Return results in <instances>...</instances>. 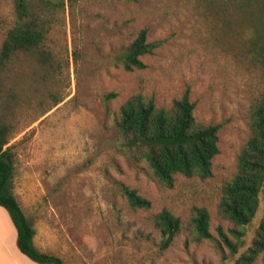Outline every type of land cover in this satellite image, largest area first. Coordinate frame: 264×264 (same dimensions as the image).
Listing matches in <instances>:
<instances>
[{
	"label": "rangeland",
	"instance_id": "1",
	"mask_svg": "<svg viewBox=\"0 0 264 264\" xmlns=\"http://www.w3.org/2000/svg\"><path fill=\"white\" fill-rule=\"evenodd\" d=\"M218 6L217 0H63L49 8L56 13L46 54L12 58L0 81V125L13 152L12 191L41 252L62 264H236L249 246L262 208L237 227L219 215L218 203L249 135V107L264 90V54L250 47V29H264V15ZM13 21L12 0H0V46ZM141 29L147 41L163 43L142 57L144 69L125 71L118 56ZM186 86L196 121L220 125L218 154L210 177L176 176L167 187L120 153L116 120L135 93L165 108ZM120 184L147 198L150 209H131ZM193 207L207 210L211 239L190 233ZM163 209L184 226L167 247L152 224ZM231 229L242 232L236 253L221 238L236 242ZM252 264H264V251Z\"/></svg>",
	"mask_w": 264,
	"mask_h": 264
},
{
	"label": "trees",
	"instance_id": "2",
	"mask_svg": "<svg viewBox=\"0 0 264 264\" xmlns=\"http://www.w3.org/2000/svg\"><path fill=\"white\" fill-rule=\"evenodd\" d=\"M133 3L136 0H119ZM219 12H252L262 18L264 0H217ZM63 0H12L14 21L0 46V81L12 58L18 53L43 57L50 24L56 12H49ZM48 8V9H47ZM46 11V12H45ZM264 29L251 27L252 51L264 54ZM163 40L147 41V30L141 29L118 56L125 71L142 70V57L150 55ZM185 87L179 98L167 107H158L153 96L131 95L119 107L116 127L119 151L129 161L143 163L155 180L170 187L176 176L206 179L211 176L212 159L218 154L219 124L205 125L194 117L195 103ZM116 96L105 95V100ZM249 135L236 156L235 173L222 189L218 203L219 215L237 227L247 226L260 207L261 217L249 246L240 254L236 264H252L264 251V90L251 103L248 112ZM8 129L0 125V207L8 214L15 230L16 245L21 254L37 264H62L61 260L41 252L34 243L36 234L22 212L12 191L13 152L8 145ZM120 194L133 209L149 210L151 202L135 189L123 184ZM153 227L160 235L163 247L169 246L184 226L181 219L163 209L152 217ZM188 229L197 240H209V214L206 209L193 207ZM236 242L220 234L230 253H236L242 243V232L231 229Z\"/></svg>",
	"mask_w": 264,
	"mask_h": 264
},
{
	"label": "crops",
	"instance_id": "3",
	"mask_svg": "<svg viewBox=\"0 0 264 264\" xmlns=\"http://www.w3.org/2000/svg\"><path fill=\"white\" fill-rule=\"evenodd\" d=\"M0 264H36L18 250L16 230L2 207H0Z\"/></svg>",
	"mask_w": 264,
	"mask_h": 264
}]
</instances>
